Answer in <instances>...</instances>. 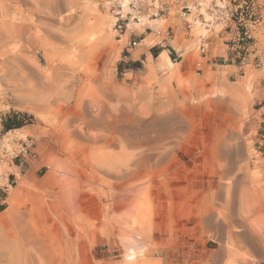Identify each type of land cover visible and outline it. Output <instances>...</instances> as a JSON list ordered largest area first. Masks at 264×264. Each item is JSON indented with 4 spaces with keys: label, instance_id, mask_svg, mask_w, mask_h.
<instances>
[{
    "label": "rangeland",
    "instance_id": "1",
    "mask_svg": "<svg viewBox=\"0 0 264 264\" xmlns=\"http://www.w3.org/2000/svg\"><path fill=\"white\" fill-rule=\"evenodd\" d=\"M106 1L0 0V264H264V0L213 64L202 25L164 37L214 0H162L122 31ZM11 113L24 125L5 130Z\"/></svg>",
    "mask_w": 264,
    "mask_h": 264
},
{
    "label": "built area",
    "instance_id": "2",
    "mask_svg": "<svg viewBox=\"0 0 264 264\" xmlns=\"http://www.w3.org/2000/svg\"><path fill=\"white\" fill-rule=\"evenodd\" d=\"M166 5L162 0H107L103 3V6H108L114 12V26L117 31L127 29L130 23H139L143 14H146L148 18L167 14L168 9ZM238 6V13L233 11L226 2L218 4L214 1H198L193 8L185 6L181 9V14L177 18L180 24L173 23L172 21L171 25H168L166 31L167 37L165 36L164 39L170 41L172 40V37H169L170 34L174 35L181 31H184L187 36L196 24H200L205 30L213 32L217 26H226L233 20L234 15L237 16L239 14L241 16L243 14V1ZM125 7L127 8L126 10ZM234 18L238 19L237 21L241 23L242 17ZM156 33L161 35L159 29L156 30ZM202 39L204 38L200 37V41ZM138 43V40H133L130 46L136 47ZM200 51L205 52V46L201 45ZM197 65L201 66V61H198ZM22 142L24 143L22 150L26 153L27 149L31 146V142L28 139H23ZM4 181L5 183L2 186L5 188L11 187L13 181L9 182L8 177ZM0 183H2L1 179ZM134 256L136 257L135 254Z\"/></svg>",
    "mask_w": 264,
    "mask_h": 264
},
{
    "label": "bare ground",
    "instance_id": "3",
    "mask_svg": "<svg viewBox=\"0 0 264 264\" xmlns=\"http://www.w3.org/2000/svg\"><path fill=\"white\" fill-rule=\"evenodd\" d=\"M101 18L102 17H100V19L98 18V20H100L101 21ZM100 21H98V22H100ZM17 25V24H16ZM16 25L14 24V27L12 26L11 28H13V30H14V33H9V34H13L14 36L16 35V36H20L21 35V30H20V27H19V29L17 30L16 28H18V26L16 27ZM24 25V24H23ZM19 26H20V24H19ZM25 26V25H24ZM22 27V30L23 29H25V28H23V26H21ZM27 28V27H26ZM12 30V29H11ZM11 30L9 31V32H11ZM13 30H12V32H13ZM21 32H20V31ZM26 30V29H25ZM24 30V31H25ZM28 30V29H27ZM23 34V33H22ZM24 35V39H25V34H23ZM31 36V35H30ZM2 36H0V38H1ZM19 38V37H18ZM20 38H21V36H20ZM19 38V39H20ZM22 38V39H23ZM27 38H30V37H27ZM158 58H159V60H160V62H159V66H162V65H164V66H168V67H173L174 65H175V63L169 58V56H168V53L166 52V51H161L160 52V54H159V56H158ZM61 75V74H60ZM59 75V76H60ZM82 82H83V79H82ZM85 82V81H84ZM84 82H83V84L82 85H84ZM51 85L50 84H48V87H50ZM48 87H46V88H48ZM78 87H80V86H78ZM79 90V89H78ZM77 91V90H76ZM68 92V91H67ZM74 92V91H73ZM61 93H64V92H61ZM67 94V93H66ZM73 94V93H72ZM71 94V92H70V94H68V96H66V98L67 99H69L70 98V96L72 95ZM65 95V94H64ZM72 96H74L75 97V100H74V103H77V102H80L81 103V105H82V110H83V116L81 117L82 119H84V117L85 116H90L91 118L87 121V123L88 124H94V123H96V122H101V120H102V112L101 111H99L98 113H97V115L98 116H96V117H92V115H89V110H88V108H87V106H86V104L85 103H83L84 101H85V99L83 98V94H82V91L80 90V91H78V92H75V94L74 95H72ZM65 98V99H66ZM45 102V101H44ZM43 105V104H42ZM46 105H47V103H46ZM81 105L79 104V107L81 108ZM97 105H98V108H99V110H103V104L101 105V104H99V103H97ZM44 107V106H43ZM49 107V106H48ZM166 126V129H164V131H165V133H162L161 132V134L159 133V135H158V140L160 141V140H163V139H166V138H169V137H172V136H174L175 135V127H174V123H170V124H166L165 125ZM147 131V130H146ZM146 131H144V132H146ZM77 132V131H76ZM128 134H131L130 133V129H128L127 131H125L124 132V135L123 136H125L124 138H125V140L129 143V144H133V140H132V138H130V137H128ZM103 139H107V137L106 136H104V137H102ZM150 141V140H149ZM67 172V171H66ZM62 173V172H61ZM65 173V172H64ZM66 174V173H65ZM63 178V177H62ZM71 179V178H70ZM69 181L70 180H66V179H58L57 181H56V183H57V186L58 187H60V188H65L68 184H69ZM61 192H63V191H61ZM12 201H13V199H12ZM44 241V240H43ZM39 237H37L36 238V247L35 248H37V250L39 251V255H41V256H43V255H47V244H44V242H43ZM128 254H129V257H130V259L131 258H134L135 256H134V252L132 251V250H129V252H128ZM128 257V258H129ZM127 258V259H128ZM40 263H41V261H40ZM138 263V262H137ZM130 264V263H129ZM133 264H135L134 262H133ZM143 264V263H142Z\"/></svg>",
    "mask_w": 264,
    "mask_h": 264
},
{
    "label": "crops",
    "instance_id": "4",
    "mask_svg": "<svg viewBox=\"0 0 264 264\" xmlns=\"http://www.w3.org/2000/svg\"><path fill=\"white\" fill-rule=\"evenodd\" d=\"M214 2L215 3H218V2L222 3V2H226V0H218V1L214 0ZM166 7H167V9H170L172 7V5L168 4V5H166ZM149 18H151L152 21L156 19L153 17H149ZM146 27L148 29L150 28V26H146ZM143 30L145 31V26L143 27ZM211 33H213V35H212L213 38H211L209 40L208 39L205 40V43L207 46H205L204 43H201V45L205 46V51L207 50V52L204 56H201V55L200 56H201V58H207V57L210 58V61L212 63L213 60H216V59L220 60V58H218V57H222L223 55H225L227 53H231V48H229V45H232V49H233V46H236L235 42H237L236 36L238 35V32H237L236 23L233 20H231L226 26L220 27L219 32L215 33L213 31ZM140 35H142V33H140ZM200 42H202V41H200ZM215 50L218 52V54L216 56L211 57L213 51H215ZM223 60H225V59H223ZM226 65L231 66V64H229V63H227Z\"/></svg>",
    "mask_w": 264,
    "mask_h": 264
},
{
    "label": "trees",
    "instance_id": "5",
    "mask_svg": "<svg viewBox=\"0 0 264 264\" xmlns=\"http://www.w3.org/2000/svg\"><path fill=\"white\" fill-rule=\"evenodd\" d=\"M253 3H251L249 0H243V10L245 15H252L253 14ZM157 54V53H156ZM20 115H27V114H20V113H11L7 115V117L3 121V125L5 130L11 129V128H18L24 125L23 122H19L17 120V117ZM30 117V116H29Z\"/></svg>",
    "mask_w": 264,
    "mask_h": 264
}]
</instances>
